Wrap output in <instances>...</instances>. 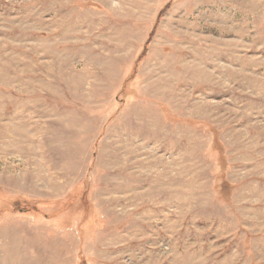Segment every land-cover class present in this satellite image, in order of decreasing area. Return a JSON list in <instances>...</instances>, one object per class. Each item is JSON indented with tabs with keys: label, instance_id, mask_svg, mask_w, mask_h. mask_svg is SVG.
<instances>
[{
	"label": "rangeland",
	"instance_id": "374dc122",
	"mask_svg": "<svg viewBox=\"0 0 264 264\" xmlns=\"http://www.w3.org/2000/svg\"><path fill=\"white\" fill-rule=\"evenodd\" d=\"M0 264H264V0H0Z\"/></svg>",
	"mask_w": 264,
	"mask_h": 264
}]
</instances>
